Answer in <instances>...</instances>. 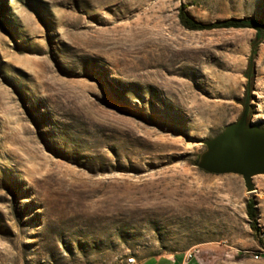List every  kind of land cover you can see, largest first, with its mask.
I'll return each mask as SVG.
<instances>
[{"label": "rangeland", "instance_id": "374dc122", "mask_svg": "<svg viewBox=\"0 0 264 264\" xmlns=\"http://www.w3.org/2000/svg\"><path fill=\"white\" fill-rule=\"evenodd\" d=\"M183 5L264 23V0H0V264H264V176L197 167L249 95L264 128V31Z\"/></svg>", "mask_w": 264, "mask_h": 264}, {"label": "water", "instance_id": "95a60500", "mask_svg": "<svg viewBox=\"0 0 264 264\" xmlns=\"http://www.w3.org/2000/svg\"><path fill=\"white\" fill-rule=\"evenodd\" d=\"M251 97L241 117L211 140L197 167L211 175H236L243 178L249 194L256 192L255 178L264 176V128L253 122Z\"/></svg>", "mask_w": 264, "mask_h": 264}, {"label": "trees", "instance_id": "16d2710c", "mask_svg": "<svg viewBox=\"0 0 264 264\" xmlns=\"http://www.w3.org/2000/svg\"><path fill=\"white\" fill-rule=\"evenodd\" d=\"M180 20L182 25L190 31H212L219 29H231V28H253L258 31L259 34L264 31V23L258 20H245V19H228L224 21H217L212 24L204 23L196 20L190 15L187 10V6L183 5L180 9ZM248 216L252 221L253 228L260 232L258 224V213L256 204L254 201L248 204Z\"/></svg>", "mask_w": 264, "mask_h": 264}, {"label": "crops", "instance_id": "0c3cea01", "mask_svg": "<svg viewBox=\"0 0 264 264\" xmlns=\"http://www.w3.org/2000/svg\"><path fill=\"white\" fill-rule=\"evenodd\" d=\"M192 252L175 253V254H160L141 258L136 256L141 264H202L197 255L192 258L189 256Z\"/></svg>", "mask_w": 264, "mask_h": 264}, {"label": "built area", "instance_id": "2783aa9c", "mask_svg": "<svg viewBox=\"0 0 264 264\" xmlns=\"http://www.w3.org/2000/svg\"><path fill=\"white\" fill-rule=\"evenodd\" d=\"M194 254L190 255L189 258H192ZM126 264H141L139 260L136 258V260H129Z\"/></svg>", "mask_w": 264, "mask_h": 264}, {"label": "bare ground", "instance_id": "6f19581e", "mask_svg": "<svg viewBox=\"0 0 264 264\" xmlns=\"http://www.w3.org/2000/svg\"><path fill=\"white\" fill-rule=\"evenodd\" d=\"M129 260H136V257L132 256V257L127 259V261H129Z\"/></svg>", "mask_w": 264, "mask_h": 264}]
</instances>
